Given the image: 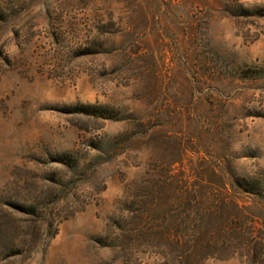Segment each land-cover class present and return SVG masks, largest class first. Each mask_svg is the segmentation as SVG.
Wrapping results in <instances>:
<instances>
[{
	"label": "rangeland",
	"instance_id": "1",
	"mask_svg": "<svg viewBox=\"0 0 264 264\" xmlns=\"http://www.w3.org/2000/svg\"><path fill=\"white\" fill-rule=\"evenodd\" d=\"M0 264H264V0H0Z\"/></svg>",
	"mask_w": 264,
	"mask_h": 264
}]
</instances>
